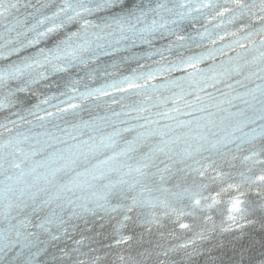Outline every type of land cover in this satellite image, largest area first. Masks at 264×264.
Wrapping results in <instances>:
<instances>
[{"label":"snow or ice","instance_id":"1","mask_svg":"<svg viewBox=\"0 0 264 264\" xmlns=\"http://www.w3.org/2000/svg\"><path fill=\"white\" fill-rule=\"evenodd\" d=\"M0 264H264V0H0Z\"/></svg>","mask_w":264,"mask_h":264}]
</instances>
